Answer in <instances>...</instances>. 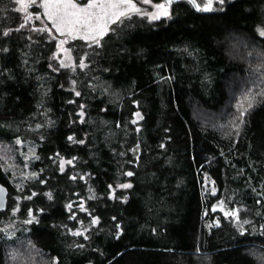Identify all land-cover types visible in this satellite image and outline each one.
I'll return each instance as SVG.
<instances>
[{"label": "trees", "instance_id": "16d2710c", "mask_svg": "<svg viewBox=\"0 0 264 264\" xmlns=\"http://www.w3.org/2000/svg\"><path fill=\"white\" fill-rule=\"evenodd\" d=\"M169 13L61 67L59 36L0 0V264H264V96L235 127L264 90V0Z\"/></svg>", "mask_w": 264, "mask_h": 264}, {"label": "snow or ice", "instance_id": "6c2138e0", "mask_svg": "<svg viewBox=\"0 0 264 264\" xmlns=\"http://www.w3.org/2000/svg\"><path fill=\"white\" fill-rule=\"evenodd\" d=\"M20 4V8L17 11L25 10L29 5L24 3V0H16ZM144 3H150V0H143ZM173 0H167V4L171 5ZM190 4L193 5L198 11H210L212 10V0H207L204 3L203 8L200 4L197 3V0H188ZM220 3H223L224 0H219ZM32 4L36 3V0H31ZM40 7L43 8V15L51 22V28L55 29L56 33L61 36H66L71 39H83L86 42H89V47L92 44L97 46L100 45L101 39L110 31L111 25L122 23L123 20L129 18L132 14H140L147 16L149 20H158L162 17H168L170 15L168 7L166 4H155L153 7L157 10L155 12H142L140 8L137 7V4L134 0H87L86 3L83 0H42ZM31 14L26 15L25 19H32ZM36 19H40V16L37 15ZM24 25H21L23 27ZM37 31H51L47 26L42 29H36ZM259 34L264 36V29L259 30ZM7 35V33H5ZM68 43L67 39L60 40L57 43V48L62 49L65 52H68V49H63V45ZM69 59L71 57L69 56ZM80 67H86L84 59H80ZM61 67H70L69 64L61 62ZM80 95V93H76ZM257 95L264 96V90L259 92L256 95H247L245 100L247 101V107L243 104L239 108V123L235 124V127L239 129L240 124L244 122V116L246 113L254 106L256 102ZM83 113H81V116ZM137 119H142L140 114L136 113ZM133 123H136L134 120ZM71 140L72 137H69ZM19 142V141H18ZM71 163V161H68ZM61 171H63V163L61 164ZM133 173L128 172L127 175L131 176ZM121 188H131V184H122ZM213 194H215V189H213ZM34 195V194H33ZM51 199V194H48ZM31 199V197H28ZM259 203V201H258ZM224 202L221 201V210H223ZM71 205H69V208ZM83 209V205H81ZM215 211V208L213 209ZM225 216H231L239 220V209H234L224 213ZM29 216H32L31 211ZM34 220L35 217L32 216ZM32 220L25 221V223H31ZM98 223L96 218H93L92 224ZM244 224L249 223V221H243ZM119 227V226H117ZM86 231V230H85ZM73 235H83L82 232H73ZM243 234V231L241 232ZM86 238V237H85ZM82 247V245H81ZM15 258V256H13ZM264 260V257H261Z\"/></svg>", "mask_w": 264, "mask_h": 264}, {"label": "rangeland", "instance_id": "374dc122", "mask_svg": "<svg viewBox=\"0 0 264 264\" xmlns=\"http://www.w3.org/2000/svg\"><path fill=\"white\" fill-rule=\"evenodd\" d=\"M14 1H15V7H16V9L20 8V4H18L16 2V0H14ZM226 1L227 0H224L223 3H220L219 0H212V9H218V8L223 7V5H224V3ZM41 2H42V0H36V3L35 4H32L31 3V0H24V3L25 4H28L29 6L25 10L20 11V12L23 15H25L26 13L29 12L31 14V16L33 17L32 19H34V20H36L35 17L37 15H39L40 16V19H38V20L40 21V23L42 25H44L45 27L47 26L49 29H51V31L54 34H56L57 36H59V41L60 40H63V39H67L68 40V43H66V44L63 45V49H68L69 51L68 52H65L62 49H58L56 47V52H55L56 60H58V62H60V64L63 61L64 63L69 64L70 67L75 66L78 63V60H80V58L78 60H76L75 54L73 53L74 49H73V47L71 45L74 42H77V41H80V43L81 44H84V45H89V42H86L85 40L79 39V38H77V39H71L69 37L61 36L58 33H56L55 29H52L51 28V22L43 15V11L44 10H43L42 7H40V3ZM83 2L86 3L87 0H83ZM134 2L137 4V7L142 10V12H155L157 10L153 7V5H155V4H161V3L166 4V6L168 7V10H169V5L167 4V1L166 0H150V3H144L143 0H134ZM206 2H207V0H197V3L200 4L201 8H203L204 3H206ZM132 15H134V14H132ZM137 15H140V14H137ZM145 17H147V16H145ZM69 56L71 57V59H69ZM79 63H80V61H79ZM10 153H11V150L10 151H7L5 149H1L0 150V156H1V158H3V159L6 160L7 164L8 163H11L10 159H12V155ZM27 154H29V150H26V155ZM202 184H203L204 192H206V193L207 192L208 193H213V189H215V192H216V187L214 186L213 180L209 176H207V175H204L203 176V182H202ZM213 223L216 224L217 223V220H214Z\"/></svg>", "mask_w": 264, "mask_h": 264}, {"label": "water", "instance_id": "95a60500", "mask_svg": "<svg viewBox=\"0 0 264 264\" xmlns=\"http://www.w3.org/2000/svg\"><path fill=\"white\" fill-rule=\"evenodd\" d=\"M173 1H177V0H173ZM7 195H8L7 187L0 182V208L6 205Z\"/></svg>", "mask_w": 264, "mask_h": 264}]
</instances>
